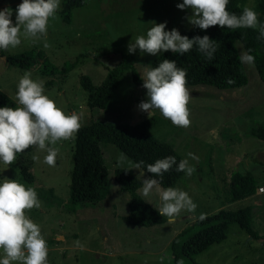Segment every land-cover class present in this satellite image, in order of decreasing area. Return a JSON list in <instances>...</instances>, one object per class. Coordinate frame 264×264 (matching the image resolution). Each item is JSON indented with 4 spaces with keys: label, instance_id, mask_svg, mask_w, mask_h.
<instances>
[{
    "label": "rangeland",
    "instance_id": "obj_1",
    "mask_svg": "<svg viewBox=\"0 0 264 264\" xmlns=\"http://www.w3.org/2000/svg\"><path fill=\"white\" fill-rule=\"evenodd\" d=\"M21 2L0 0V10L11 7V19L15 22V9ZM182 2L86 0L83 6L73 9L70 21L66 22L59 14L60 0V8L49 20L46 38L35 44L22 39L18 47L0 50V93L11 98L13 108L19 106L16 99L19 78L30 71L33 79L45 81V94L58 107L81 116V124L92 118L105 124L134 125L149 118V131L159 141L171 145L183 159L189 152L199 157V162L189 159L195 168L192 175L184 173L175 185L196 203L195 212L184 211L171 223L166 217V222L151 227L133 225L124 219L130 194L120 190L114 176L115 169L126 168L127 163L119 162L122 152L113 144H101L109 192L96 204L69 201L74 137L55 145L60 149L55 167L44 162L46 152L36 147L18 154L9 166L0 162V182L5 178L16 179L37 192L41 207L28 210L26 215L41 228L48 245L47 264H174L169 249L171 239L201 213L247 206L252 207V226L259 238H252L239 226L231 225L225 240L192 256V260L197 264H264V140L250 134L252 127L264 124V84L254 64L242 63L247 82L238 87L187 86L190 127L173 125L159 110L154 109L148 116L138 108L141 101L147 100L141 79L145 66L164 51L153 56L136 49L130 54L127 45L136 36L146 35L151 21H166V30L176 28L181 35L189 30L192 24L187 17L191 10L176 7ZM241 4L256 12L255 0H241ZM234 47L240 57L243 47L240 43H234ZM29 50L37 52L40 58L29 69L11 65L6 60ZM122 54L135 57L140 83L135 84L130 70H126L106 106L90 109L88 95L80 85L81 77L87 76L99 85L108 69L119 64ZM44 59L53 74L42 73ZM65 63H72L73 68L62 73L60 70ZM33 155L40 157L39 162L32 159ZM18 159L32 172V182L20 175ZM130 171L137 178L139 170ZM235 171L252 172L262 191L258 189L249 198L225 203L230 176ZM147 178L151 177L145 172L141 179L137 178L141 182L137 194L158 209L157 194L153 192L146 198L141 193L142 180Z\"/></svg>",
    "mask_w": 264,
    "mask_h": 264
},
{
    "label": "clouds",
    "instance_id": "obj_2",
    "mask_svg": "<svg viewBox=\"0 0 264 264\" xmlns=\"http://www.w3.org/2000/svg\"><path fill=\"white\" fill-rule=\"evenodd\" d=\"M228 3L229 0H183L176 7L190 9L191 15L187 19L199 29L207 30L216 25L233 30L252 28L258 30L257 38L264 40V22L258 20V14L245 6L242 13L237 15L227 10ZM59 8L60 0H22L15 9L13 22V9L5 6L0 10V50L16 48L21 45L22 39L35 44L46 38L49 20ZM151 22L152 26L146 35H138L128 43L127 51L130 54L139 49L141 54L153 56L163 51L183 55L196 46L208 60L214 58L218 44L209 36H193L190 39L181 35L176 28L166 30V21ZM44 47H49L46 40ZM250 52V49L241 52L239 59L242 63L254 64L255 57ZM186 77L187 69L178 67L175 60L163 59L155 67L146 65L141 79L147 90V100L139 103V110L148 116L154 109L159 110L173 125L190 127V111L187 107L190 93ZM227 83L235 81L229 78ZM44 84V80L33 79L32 72L25 71L17 84L16 99L19 106L0 107V162L5 165L14 163L17 155L26 149L36 147L46 152L44 162L55 167L60 152L55 145L58 141L73 138L81 128V116L76 112L69 114L58 107L45 94ZM32 159L39 162L40 157L33 155ZM118 159L122 165L127 163L125 172L139 170L138 179L144 176L145 169L153 174L152 178L142 180L141 193L146 198L153 192L158 195L160 206L157 210L162 217L169 219V223L184 211L195 212L197 205L186 191L178 187H163L161 180L174 165L176 171L191 176L195 168L189 159L199 162L198 156L189 152L178 164L174 156H166L146 165L143 160H129L123 153ZM40 207L41 201L34 188L25 187L16 179L5 178L0 182V264H47V242L40 226L26 215L28 210ZM205 218V214L201 213L199 219ZM177 264H183V261Z\"/></svg>",
    "mask_w": 264,
    "mask_h": 264
},
{
    "label": "trees",
    "instance_id": "obj_3",
    "mask_svg": "<svg viewBox=\"0 0 264 264\" xmlns=\"http://www.w3.org/2000/svg\"><path fill=\"white\" fill-rule=\"evenodd\" d=\"M86 0H61L59 14L63 21L69 22L73 9L83 6ZM255 9L258 20L264 22V0H255ZM245 5L241 0H229L227 10L240 15ZM182 35L209 36L218 44L214 58L208 60L196 46L183 55L164 51L153 59L149 66H158L163 59L175 60L178 67L187 69V85H211L218 89L234 88L246 84L247 77L239 59L234 43H240L244 51L251 50L250 54L255 57V69L264 84V40L258 39L259 32L252 28L229 29L219 25L211 26L207 30L196 26L185 31ZM39 54L34 50L19 53L8 57L6 60L11 65L22 69H29L31 65L39 60ZM43 74H53L45 59ZM136 59L130 54H122L118 65L108 69L106 78L95 85L90 78L83 76L80 85L88 95L90 109H103L112 94L118 87L126 70H130L132 81L140 83V78L135 71ZM73 68L72 63H65L62 73ZM231 78L235 83H227ZM48 82L46 83V85ZM0 105L3 107H14V102L6 94L0 93ZM151 119H145L134 125H111L88 118L74 135L72 152V169L70 173V196L69 201L73 204L87 203L96 204L102 201L109 192L107 180V166L101 150V144H113L118 150L133 162L143 160L145 165L154 163L157 159L166 156H174L177 164L183 159L176 150L168 143L159 141L154 137L149 127ZM250 134L260 140H264V124L252 127ZM20 175L27 182L33 181V174L20 159L17 161ZM125 168L115 169V181L121 191H127L130 199L127 202L128 214L124 219L133 225L151 227L166 222L158 210L147 203L137 190L141 182ZM152 178L153 174L144 171ZM185 172L176 171V166L169 172L164 173L161 180L163 187H175ZM159 179V178H158ZM262 186L258 179L250 171H235L230 176L225 203L236 202L253 196ZM206 218L199 217L184 227L170 241L169 249L174 264L182 260L183 264H197L192 256L207 250L211 245L220 243L226 239L231 225H237L252 238H259L252 226V207L247 206L240 209L230 210L220 208L212 213H206Z\"/></svg>",
    "mask_w": 264,
    "mask_h": 264
},
{
    "label": "built area",
    "instance_id": "obj_4",
    "mask_svg": "<svg viewBox=\"0 0 264 264\" xmlns=\"http://www.w3.org/2000/svg\"><path fill=\"white\" fill-rule=\"evenodd\" d=\"M260 191H262V188H259Z\"/></svg>",
    "mask_w": 264,
    "mask_h": 264
},
{
    "label": "crops",
    "instance_id": "obj_5",
    "mask_svg": "<svg viewBox=\"0 0 264 264\" xmlns=\"http://www.w3.org/2000/svg\"><path fill=\"white\" fill-rule=\"evenodd\" d=\"M127 214H128V212H127ZM127 214H126V215H127ZM126 215H125V216H126Z\"/></svg>",
    "mask_w": 264,
    "mask_h": 264
}]
</instances>
